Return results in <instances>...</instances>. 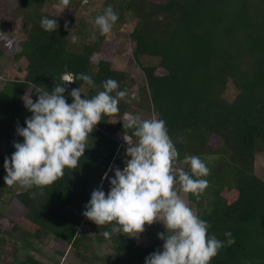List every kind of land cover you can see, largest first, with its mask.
<instances>
[{"label": "trees", "instance_id": "obj_1", "mask_svg": "<svg viewBox=\"0 0 264 264\" xmlns=\"http://www.w3.org/2000/svg\"><path fill=\"white\" fill-rule=\"evenodd\" d=\"M51 3L60 5V0H17L11 11L28 23L25 39L19 50H10L0 38V59L8 54L26 62L23 69L17 67L24 72L22 78H7L0 87V144L7 143L0 149V199L6 195L4 203L10 207V224L0 223V259L8 240L13 245L10 264H45L33 253L48 244L46 240L65 243L76 256H81L80 246L94 240L109 245L113 255L85 256L83 264H144L159 240L143 247L124 234L106 239L101 233L108 229L95 223L92 236L80 219L119 141L131 135L123 129V115L133 106L150 112L148 118L166 121L179 152L174 168H186L183 158L198 155L211 170L199 200L191 193L187 200L209 222L210 233L224 240L223 233L231 231L235 244L220 250L210 264H264V179L254 168L256 156L264 154V0H101L95 16L110 5L119 15L117 24L134 20L129 39L142 75L113 67L103 45L107 35H99L93 19L54 13ZM83 3L71 0V7ZM43 16L58 21L56 32L42 29ZM94 32L97 39L92 41ZM146 57L157 61L143 64ZM79 73L91 76L97 87L77 80L68 91L80 87L91 97L103 90L102 81L112 78L127 96L119 104V114L105 116L90 134L79 168L66 170L42 194L29 190L37 193L30 198L29 191H16L3 179L4 158L11 156L13 141L20 138L16 126L23 127L31 115L23 100L30 95L35 101L34 87L51 90L62 76ZM229 81L236 90L232 97L225 95ZM67 100L71 103V97ZM213 136L220 141L216 148L210 143ZM225 188L235 196L230 199ZM108 189L106 180L103 190ZM14 201L23 206V213ZM20 249L26 252L23 257Z\"/></svg>", "mask_w": 264, "mask_h": 264}, {"label": "clouds", "instance_id": "obj_2", "mask_svg": "<svg viewBox=\"0 0 264 264\" xmlns=\"http://www.w3.org/2000/svg\"><path fill=\"white\" fill-rule=\"evenodd\" d=\"M60 7L71 9V0H60ZM118 19L110 5L105 7L94 20L99 35L110 33ZM39 23L48 33L59 27L58 21L48 16L41 17ZM96 39L94 32L91 40ZM76 40L73 37V42ZM77 80L90 88L97 87L85 73L64 75L51 90L34 87L35 101L30 95L24 99L31 115L25 118L23 127L17 124L16 134L23 141H13L15 151L4 158L5 185L18 184L25 191L35 188L42 194L66 170L79 168L89 148L90 134L104 117L119 114V104L127 92L120 90L118 81L105 79L100 85L103 90L87 97L80 87L68 91V85ZM125 121L123 129L130 130L131 135H123L127 144L124 167H110L108 171L114 173L111 177L108 171L103 174L102 181L107 179L109 184L107 193L102 185L93 189L82 215L99 228L106 227L108 230L101 233L106 239L118 234L138 239L146 225L162 224L165 231L157 233L163 241L162 248L149 253L144 264H210L220 250L235 244V238L231 231L223 233L224 240L210 233L209 222L179 195L180 191L191 193L199 200L208 187L210 168L198 155H186V168H174L179 152L164 119H145L128 113ZM36 195L29 191L30 198Z\"/></svg>", "mask_w": 264, "mask_h": 264}, {"label": "rangeland", "instance_id": "obj_3", "mask_svg": "<svg viewBox=\"0 0 264 264\" xmlns=\"http://www.w3.org/2000/svg\"><path fill=\"white\" fill-rule=\"evenodd\" d=\"M17 0H0V38L5 40V45L10 50L17 49L19 50V43L25 39L28 23L21 19L20 16L14 14L11 11V7L16 3ZM155 1H162V0H155ZM101 0H88L87 3H83L80 7H71V9H63L61 10L60 5H56L55 3H51L49 8L54 13H64L66 15H76L79 17H85L87 19L95 20L96 16L94 11L99 7ZM134 25V20H130L127 22H123L122 24L116 22L115 26L113 27L112 31L107 34L105 41L103 42L104 47L106 48L105 55L112 56L113 60V67L116 69L125 70L130 72L134 75H142V71L140 66L134 61L132 55V42L129 39V33L131 32ZM100 57V54L94 55L92 59L95 61ZM143 64L147 63H155L157 61L156 58L146 57L143 58ZM26 65L25 60L19 59L18 61H14L10 55L6 54L0 59V87L3 85L4 80L7 78H22L24 72H19L17 67L20 66L22 69ZM235 89L233 88V84L229 81L228 88L225 91V95L227 97H232L235 93ZM135 96V95H134ZM27 99V98H26ZM24 103V100H23ZM139 114L142 118L147 119L150 116V112H147L142 109L134 108L133 106L129 107L125 114ZM125 114L123 115V120H125ZM154 118V117H152ZM16 141L22 142L23 138L20 137ZM211 146L212 148H216L220 141L217 137L213 136L211 138ZM7 146V143L2 142L0 144V149H4ZM209 158V157H208ZM255 173L264 179V154L257 155L255 161ZM12 189L16 191H20L21 188L18 184L11 186ZM179 188V185H177ZM225 194L231 199V197L235 196L234 191L225 188ZM179 195L185 202L191 207L195 212L196 208L194 204H191L187 200V193L182 191L179 192ZM6 195L3 194V197L0 199V223L3 225L10 224L9 216L7 213L10 209L9 205L6 202ZM8 196V195H7ZM206 196V194H205ZM14 206L20 213H23L25 209L21 206L17 201H14ZM68 212V210H66ZM14 214V213H13ZM11 214V215H13ZM10 215V216H11ZM8 216V218H7ZM82 227L93 236V222L85 218L83 215L80 216ZM28 226V224L26 225ZM165 231L164 227L160 223H154L151 226L146 225L145 231L140 234L139 238H133L137 243L141 244L143 247L150 246L155 240H159V244L155 250H160L162 248L163 241L157 238L158 232ZM94 238V237H93ZM45 246L39 251L34 252L36 258L43 261L45 264H83L81 260L87 257H106L108 255H113V250L109 245L104 243L95 242L94 240L86 241V246H80L78 252H80L81 256H76L74 250L68 249L65 243L59 240H46ZM51 242V243H50ZM45 244V243H44ZM4 256L0 259V264H10L12 260L11 255L9 252L13 250L12 240H8L6 242ZM153 250V251H155ZM64 251V254L60 256L59 252ZM152 251V252H153ZM24 249H20L18 255L23 257L25 254Z\"/></svg>", "mask_w": 264, "mask_h": 264}, {"label": "built area", "instance_id": "obj_4", "mask_svg": "<svg viewBox=\"0 0 264 264\" xmlns=\"http://www.w3.org/2000/svg\"><path fill=\"white\" fill-rule=\"evenodd\" d=\"M133 142H135V139L133 140ZM126 147H127V144L124 142V139L122 138V139L119 141L118 145H117L116 152H115V154L113 155L112 160H111V163H110V166L107 168L106 171H108V169H109L110 167H117L119 164L121 165V167H119V168L122 169V168L124 167V163H123V162H124V160L126 159V157H125V155H124ZM106 171H105V172H106ZM105 172H104V173H105ZM104 173H103V174H104ZM103 174H102V176H103ZM112 174H114V173L111 172V171H108V176L111 177ZM102 176H101V178H102ZM106 180H107V179H105V180L102 181V179H101L100 186L102 185V187H103V185L105 184V181H106Z\"/></svg>", "mask_w": 264, "mask_h": 264}]
</instances>
